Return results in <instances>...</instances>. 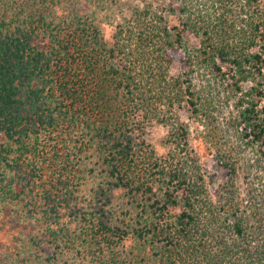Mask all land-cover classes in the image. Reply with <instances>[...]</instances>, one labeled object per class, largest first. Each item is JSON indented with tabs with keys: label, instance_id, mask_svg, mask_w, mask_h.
Instances as JSON below:
<instances>
[{
	"label": "trees",
	"instance_id": "trees-1",
	"mask_svg": "<svg viewBox=\"0 0 264 264\" xmlns=\"http://www.w3.org/2000/svg\"><path fill=\"white\" fill-rule=\"evenodd\" d=\"M260 1L184 0L177 25L142 4L108 40L96 12L65 0H0V211L19 249L12 263L264 264V184H235L255 164L215 140L242 130L264 172ZM205 76H228L237 98L227 126L206 136L230 158L234 182L217 188L180 118L188 108L216 125ZM154 125L170 130L166 155L147 142Z\"/></svg>",
	"mask_w": 264,
	"mask_h": 264
},
{
	"label": "rangeland",
	"instance_id": "rangeland-1",
	"mask_svg": "<svg viewBox=\"0 0 264 264\" xmlns=\"http://www.w3.org/2000/svg\"><path fill=\"white\" fill-rule=\"evenodd\" d=\"M67 4H71L75 10L83 13L96 12L97 21L104 30L105 36L108 40H111L114 34L115 26L121 23L123 18L128 16L132 10L147 4L156 10H159L166 14L168 18L173 21V24L177 25L175 20L179 18L180 10L184 6V0H65ZM262 7H264V0L260 1ZM185 40L188 42L189 48H196L199 40L195 37L194 33L187 31L185 33ZM264 50L261 48L260 51ZM264 52V51H263ZM185 54L182 49L176 50L175 54V66L173 74L178 75L185 69ZM224 71L228 73L230 70L228 67H224ZM219 77L214 81L211 77L205 76V78L199 77V84L202 85L207 82L210 84L209 89L205 92V97L210 93L215 97L212 105L213 114L216 116V125L205 122L200 119H196L188 108H184L180 113L181 121L186 125L189 130V151L192 156H196L200 163H202L204 170L208 177V183L213 185V188H217L221 184H232L234 181L229 170L226 169L225 163L230 161L222 158V154L218 155L217 147L210 141L206 140L209 130L213 127L217 129V126H227L230 116L234 113L235 102L237 98L231 88V81L229 77ZM251 86L248 83L245 86L247 89ZM259 108L264 112V97L260 101ZM227 119V122H226ZM220 122V124H219ZM235 128V127H234ZM236 129V128H235ZM245 132L227 133L225 136L215 137L216 141H220L221 144H225L232 148L234 158L237 157L241 163H250L254 165L252 168L253 174H246L241 170L238 174L235 184H264V172L257 165V160L260 157L258 149L252 146L245 145L247 142L245 139ZM170 130L162 125H154L149 128L147 134V142L150 143L156 152L163 156L169 152L170 149ZM215 140H213L215 142ZM219 146V144L217 145ZM232 164V163H231ZM230 164V165H231ZM245 173V174H244ZM9 210V209H5ZM1 212V211H0ZM8 221L7 215L3 212L0 213V264H22L19 260L12 263V259L16 258V254L19 251L18 247H12L8 233ZM16 244V242H14ZM22 256L23 253L21 252Z\"/></svg>",
	"mask_w": 264,
	"mask_h": 264
}]
</instances>
